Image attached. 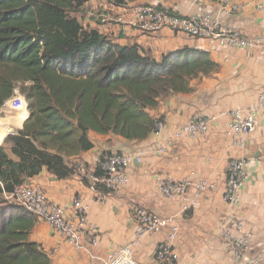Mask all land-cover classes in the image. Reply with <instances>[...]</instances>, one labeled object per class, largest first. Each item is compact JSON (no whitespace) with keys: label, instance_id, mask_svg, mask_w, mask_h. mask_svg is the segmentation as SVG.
<instances>
[{"label":"crops","instance_id":"0c3cea01","mask_svg":"<svg viewBox=\"0 0 264 264\" xmlns=\"http://www.w3.org/2000/svg\"><path fill=\"white\" fill-rule=\"evenodd\" d=\"M140 1L176 7L185 15L210 11L213 15L221 16L226 25L242 29L247 36L264 34V12L254 11L255 2L264 0H237L246 7L235 15L224 14L217 1L136 2ZM109 9L119 11L116 6ZM89 17L94 24L97 18L94 19L93 13L87 11V19ZM116 41L126 45L138 43L149 50L155 59L185 46L203 49L219 63V67L208 75L193 79V92L177 93L165 98L151 112L156 118L163 116L168 123V127L160 135L152 134L144 140L129 141L119 135L90 131L89 137L94 148L68 159L71 165H83L78 174L57 179L44 169L38 176L30 179L29 183L42 186L54 203L71 208L72 201L81 198L88 205L89 222L96 228L100 242L93 248V252L99 258H105L114 249L135 238L137 223L132 210L136 206L161 214L180 226L174 242L179 261L173 264H233L223 235L228 231L236 234L235 223L238 220L245 222L246 230L254 238L256 248L252 253L257 254L253 256L260 255L264 250V118L260 119L255 132L244 137L245 146L234 144L228 137L227 130L231 122L228 112L250 107L258 99V92L264 86V55L258 49L224 48L217 41L192 39L184 34H175L169 29L153 36L144 35L137 30L130 31L125 39ZM198 114L215 117L209 136H183L175 142L170 140L179 127ZM14 120L11 117L10 122L14 124ZM14 125L21 129L24 124ZM5 136L6 134L3 135V142ZM158 144L167 145V152L153 153ZM139 147L146 149L148 153L144 155L142 163L130 168V183L119 192L99 197L93 189L95 182L92 175L99 165L101 154ZM239 157L251 161L252 179L245 185L240 205L231 207L223 199L226 174L229 162ZM159 177L178 181L190 177L194 182L205 179L215 183V188L201 197L197 208L184 213L181 201L167 198L161 192L157 181ZM36 224L30 239L43 244L51 257L50 264H104L102 260L75 250L45 222L37 221ZM168 231L165 229L160 233L144 236L135 249L137 260L145 264H160L154 260V252L167 238ZM262 263L264 264V259Z\"/></svg>","mask_w":264,"mask_h":264},{"label":"trees","instance_id":"16d2710c","mask_svg":"<svg viewBox=\"0 0 264 264\" xmlns=\"http://www.w3.org/2000/svg\"><path fill=\"white\" fill-rule=\"evenodd\" d=\"M90 1L0 0V110L18 87L28 104L23 128L4 138L10 152L0 144V264L51 263L30 239L38 220L5 194L44 169L57 179L78 174L68 159L94 148L90 131L147 139L164 119L151 114L161 101L193 92V79L219 67L199 48L155 59L138 43L113 41L74 16Z\"/></svg>","mask_w":264,"mask_h":264},{"label":"built area","instance_id":"2783aa9c","mask_svg":"<svg viewBox=\"0 0 264 264\" xmlns=\"http://www.w3.org/2000/svg\"><path fill=\"white\" fill-rule=\"evenodd\" d=\"M96 0H91L80 12H84ZM107 1V0H105ZM128 3L126 5L109 4L105 12H100L93 24L91 16L87 14L78 16L79 20L86 26L98 29L100 33L111 38L113 41H120L127 37L130 31L153 36L165 29L173 33L184 34L192 39H210L217 41L221 47L230 49L256 50L264 55V34L257 33L247 36L238 27L226 25L219 15H213L210 11H201L195 15H185L178 9L166 7L161 3L147 2ZM217 1L227 15H235L246 7L237 0H209ZM92 2V3H91ZM108 2V1H107ZM91 3V4H90ZM116 6L119 11H111L109 8ZM254 11L264 12V1L255 2ZM87 12V11H86ZM111 12V13H110ZM84 17V18H83ZM255 104L247 108H238L228 112L231 119L227 135L234 144L245 146L246 135L255 132L264 118V86L257 95ZM13 110L27 111L28 104L26 97L19 90L5 103ZM215 117L198 114L189 119L183 126L179 127L170 140L178 141L183 136L198 138L209 136ZM168 127L164 119H159L156 125L155 136L160 135ZM167 145L158 144L154 153H166ZM148 151L142 147L133 150H119L106 153L99 159L102 174L92 175L93 189L100 197L107 193L119 192L130 183L129 170L134 165L142 163L144 155ZM101 158V157H100ZM251 161L248 158H233L229 162L226 174V185L223 199L231 207H238L242 201L245 185L251 178ZM79 168L83 165H77ZM158 187L161 192L170 199L181 201L182 212L188 213L197 208L201 197L208 191L215 188V183L205 179L194 182L190 177L181 180H174L166 177L158 178ZM101 189L107 190V192ZM6 199L11 203L22 206L38 221L48 224L59 236H62L66 243H69L75 250L88 254L93 259H99L104 264H145L138 261L135 256V249L140 240L153 233H160L168 229L167 238L162 241L154 252V260L160 264H173L179 261V256L174 248V242L180 231V226L174 220L165 218L143 206L133 208V218L137 223L136 236L130 243L121 245L114 249L105 258H99L93 252L100 242L96 234V228L89 222L88 205L82 199H74L71 208L62 204L54 203L47 195L42 186L26 183L20 184L13 192L5 194ZM234 232L228 231L223 235L226 249L233 264H258L264 259V250L260 255L250 256L256 248L254 238L246 230L243 220L235 223Z\"/></svg>","mask_w":264,"mask_h":264},{"label":"rangeland","instance_id":"374dc122","mask_svg":"<svg viewBox=\"0 0 264 264\" xmlns=\"http://www.w3.org/2000/svg\"><path fill=\"white\" fill-rule=\"evenodd\" d=\"M95 4H97V5H90L89 6V8H87V9H85V11L84 12H75V14H74V16L76 15H78V16H82V15H86L87 14V12L86 11H90V12H92L93 13V17L94 18H96V16L100 13V12H105V10H108V9H105L106 8V6H108L109 7V2H107V1H105V0H96L95 1ZM111 13V12H110ZM84 18V17H83ZM17 90H19V92L20 93H23L22 91H21V89L18 87V89ZM21 113V111L20 110H13V109H11L10 107H8L7 105H5L1 110H0V118H1V120H3V125L4 126H1V128H0V139H2L3 138V135L4 134H6V136H5V138L8 136V135H10L11 134V132L9 131V128L10 127H14L15 128V132L14 133H17L18 132V128H16V126L14 125V124H12L11 122H10V120H9V118L10 117H15V116H17V114H19V112ZM17 113V114H16ZM27 115H28V113H27ZM26 117H28V116H26ZM25 120V119H24ZM23 120V121H24ZM22 121V122H23ZM22 122H20L19 123V125L22 123ZM13 134V133H12ZM2 142H3V140H2ZM0 144H2V143H0ZM3 145H5L6 146V148L8 149V151L10 152V144H8V143H4L3 142ZM68 162H70L69 160H68ZM255 253V252H254ZM254 253H250V256H253V255H256V254H254ZM258 264H261V262L260 263H258ZM263 264V263H262Z\"/></svg>","mask_w":264,"mask_h":264},{"label":"bare ground","instance_id":"6f19581e","mask_svg":"<svg viewBox=\"0 0 264 264\" xmlns=\"http://www.w3.org/2000/svg\"><path fill=\"white\" fill-rule=\"evenodd\" d=\"M19 112V111H18ZM27 111H21V113L19 112V114H17V116H15L14 117V124H16L17 126L19 125V123L20 122H22L24 119H26L27 117L26 116H28L27 115ZM11 119V117L9 118V120ZM0 122H3V120H1V118H0ZM21 125V124H20ZM1 126H4L2 123H0V128H1ZM2 140H3V138L2 139H0V143H2Z\"/></svg>","mask_w":264,"mask_h":264},{"label":"water","instance_id":"95a60500","mask_svg":"<svg viewBox=\"0 0 264 264\" xmlns=\"http://www.w3.org/2000/svg\"><path fill=\"white\" fill-rule=\"evenodd\" d=\"M9 131H10V132H11V134H12V133H14V132H15V128H14V127H10V128H9Z\"/></svg>","mask_w":264,"mask_h":264}]
</instances>
